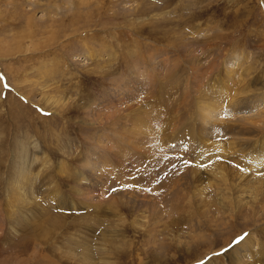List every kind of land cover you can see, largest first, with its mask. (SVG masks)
Returning <instances> with one entry per match:
<instances>
[{
    "label": "rangeland",
    "instance_id": "374dc122",
    "mask_svg": "<svg viewBox=\"0 0 264 264\" xmlns=\"http://www.w3.org/2000/svg\"><path fill=\"white\" fill-rule=\"evenodd\" d=\"M36 263L264 264V0H0V264Z\"/></svg>",
    "mask_w": 264,
    "mask_h": 264
},
{
    "label": "bare ground",
    "instance_id": "6f19581e",
    "mask_svg": "<svg viewBox=\"0 0 264 264\" xmlns=\"http://www.w3.org/2000/svg\"><path fill=\"white\" fill-rule=\"evenodd\" d=\"M149 76V75H148ZM259 167V166H258ZM29 243V241H27V242H24L23 241V243H22V246L24 247V245L25 246H27V244ZM29 245H30V243H29ZM23 251V250H22ZM20 258V257H19ZM46 258H48L47 256H45L43 259H46ZM41 261V260H40ZM45 261V260H44ZM48 263H49V261H48ZM37 264V263H36Z\"/></svg>",
    "mask_w": 264,
    "mask_h": 264
},
{
    "label": "snow or ice",
    "instance_id": "6c2138e0",
    "mask_svg": "<svg viewBox=\"0 0 264 264\" xmlns=\"http://www.w3.org/2000/svg\"><path fill=\"white\" fill-rule=\"evenodd\" d=\"M247 234H245V236H246ZM244 239V236H241V237H239L238 238V241L237 242H239V240H243Z\"/></svg>",
    "mask_w": 264,
    "mask_h": 264
}]
</instances>
